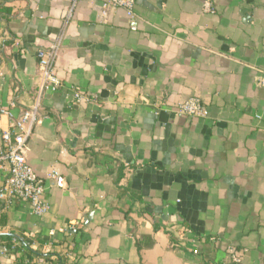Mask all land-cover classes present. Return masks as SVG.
Instances as JSON below:
<instances>
[{
  "label": "crops",
  "instance_id": "1",
  "mask_svg": "<svg viewBox=\"0 0 264 264\" xmlns=\"http://www.w3.org/2000/svg\"><path fill=\"white\" fill-rule=\"evenodd\" d=\"M73 2L0 0V139L37 107L26 157L50 205L0 213L1 264H264V0H137L135 30ZM192 97L207 119L171 112Z\"/></svg>",
  "mask_w": 264,
  "mask_h": 264
},
{
  "label": "built area",
  "instance_id": "2",
  "mask_svg": "<svg viewBox=\"0 0 264 264\" xmlns=\"http://www.w3.org/2000/svg\"><path fill=\"white\" fill-rule=\"evenodd\" d=\"M80 1L101 2L104 9H124L132 21V29H136L135 7L137 0H74L69 16ZM59 54L60 43H54L48 49H40L37 53L43 87L53 93L62 87L56 71ZM259 85L264 90V77L260 79ZM71 95L75 103L88 100L87 95L79 88L73 89ZM171 112L179 117L196 119L209 117L208 107L198 97H192L177 104ZM0 115L11 117L8 109H0ZM39 121L40 116L36 107L32 111L25 112L21 120L14 124L13 132L3 134L0 139V213L19 204L29 205L32 212L38 217L45 216L50 210V205L45 198L46 182L37 175L26 157L27 143ZM49 178L55 181L56 187L62 189L65 187V181L58 173H52ZM52 235H54L53 232ZM7 252L8 247L0 240V256ZM228 253L234 264L241 262V255L234 247H230Z\"/></svg>",
  "mask_w": 264,
  "mask_h": 264
},
{
  "label": "trees",
  "instance_id": "3",
  "mask_svg": "<svg viewBox=\"0 0 264 264\" xmlns=\"http://www.w3.org/2000/svg\"><path fill=\"white\" fill-rule=\"evenodd\" d=\"M0 17L3 18L7 23L10 22V20L12 19V9L10 8H6V7H2L0 9ZM14 42H8L7 45L9 44H13ZM3 242L7 243L8 245H10L11 241H12V238H9V237H2L0 238ZM45 258H49V256H45Z\"/></svg>",
  "mask_w": 264,
  "mask_h": 264
}]
</instances>
